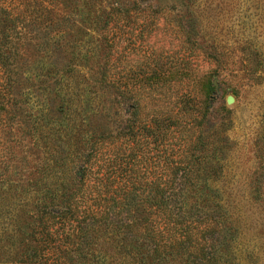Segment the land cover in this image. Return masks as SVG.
I'll list each match as a JSON object with an SVG mask.
<instances>
[{"label": "trees", "instance_id": "obj_1", "mask_svg": "<svg viewBox=\"0 0 264 264\" xmlns=\"http://www.w3.org/2000/svg\"><path fill=\"white\" fill-rule=\"evenodd\" d=\"M136 3L0 0V165L9 158L20 162L43 156L46 165L52 157L63 173L68 172L66 181L50 189L42 175L35 176L38 166L29 172L25 164L20 168L19 176L27 177L24 185L44 192L29 230L34 244L27 245L22 264H103L93 246L98 236L107 233L116 235L139 264L178 257L183 264H218L221 259L219 248L228 234L221 226L214 228L220 215L196 202L187 205L186 187L191 185L190 173L198 156L186 160L181 153H168L161 163L155 157L153 171L148 170V158L138 157V144L133 141L136 121L146 153L156 150L155 154L167 131H174V121L170 116L152 115L150 120L163 124L148 125L146 118L130 110L128 122H122L114 63L116 32L120 15L129 18ZM78 7L84 15L80 19L72 15ZM85 24L97 36L85 58L99 56L100 49L103 59L94 63L99 78L87 92L108 97L106 104H92L88 98L79 114L74 107L70 111L64 88H53L46 78L70 75L68 64L59 69L54 63L58 57L70 58L81 37H91ZM76 117H80L78 123ZM123 130L130 132L126 141L120 139ZM60 133L76 141H63ZM25 139L26 149L21 152L16 147ZM164 150L171 152L173 146ZM21 178L16 184H21ZM70 252L76 256L74 261L66 257Z\"/></svg>", "mask_w": 264, "mask_h": 264}, {"label": "rangeland", "instance_id": "obj_2", "mask_svg": "<svg viewBox=\"0 0 264 264\" xmlns=\"http://www.w3.org/2000/svg\"><path fill=\"white\" fill-rule=\"evenodd\" d=\"M135 2L129 18L120 15L116 32L114 63L122 122H128V112L135 110L148 125L163 124L150 120L152 115L170 116L175 123L155 154L156 150L146 153L136 121L133 141L138 144V157L148 158V170L153 171L155 157L161 163L168 153H181L186 160L198 156L191 185L186 187L187 205L196 202L220 215L214 228L226 229L228 238L219 248L218 264H264V0ZM79 8L72 13L77 19L84 17ZM88 27L85 24L84 30L91 37H81L70 58L58 57L54 63L59 69L68 64L70 75L46 78L53 88H64L70 111L74 107L79 114L88 98L92 104H106L108 97L87 92L99 78L94 63L103 60L100 49V57L85 58L97 38ZM37 129L43 133L42 126ZM129 134L121 131L120 139L126 141ZM60 136L63 141H76L74 136ZM26 140L16 149L23 152ZM171 146L173 151L164 150ZM40 157L20 162L9 158L0 165V264H22L27 245L34 244L29 236L34 212L44 199L41 189L24 185L27 177L19 176L20 168L25 164L29 172L38 166L35 176L42 175L50 189L67 180L68 172L63 173L52 157L47 165ZM93 250L103 264H139L112 233L98 236ZM69 256L76 259L72 252ZM183 263L178 257L154 264Z\"/></svg>", "mask_w": 264, "mask_h": 264}, {"label": "water", "instance_id": "obj_3", "mask_svg": "<svg viewBox=\"0 0 264 264\" xmlns=\"http://www.w3.org/2000/svg\"><path fill=\"white\" fill-rule=\"evenodd\" d=\"M232 99L230 97L227 98V102H231Z\"/></svg>", "mask_w": 264, "mask_h": 264}]
</instances>
